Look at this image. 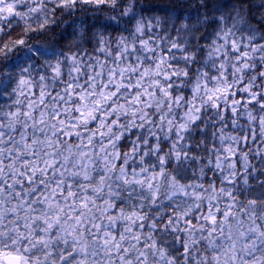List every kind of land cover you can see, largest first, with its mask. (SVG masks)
Wrapping results in <instances>:
<instances>
[{"label": "snow or ice", "instance_id": "6c2138e0", "mask_svg": "<svg viewBox=\"0 0 264 264\" xmlns=\"http://www.w3.org/2000/svg\"><path fill=\"white\" fill-rule=\"evenodd\" d=\"M0 264H264V0H0Z\"/></svg>", "mask_w": 264, "mask_h": 264}, {"label": "trees", "instance_id": "16d2710c", "mask_svg": "<svg viewBox=\"0 0 264 264\" xmlns=\"http://www.w3.org/2000/svg\"><path fill=\"white\" fill-rule=\"evenodd\" d=\"M148 2H151V3H160V4H167L168 3V0H148ZM100 15H101V20H103L104 14H100ZM91 22L92 21L89 20V23H91ZM56 31H57V34H59L60 29L58 28ZM69 31H71V29H69Z\"/></svg>", "mask_w": 264, "mask_h": 264}]
</instances>
